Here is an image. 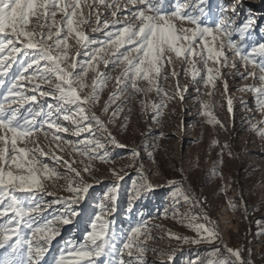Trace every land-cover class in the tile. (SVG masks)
Returning <instances> with one entry per match:
<instances>
[{"label": "rangeland", "instance_id": "1", "mask_svg": "<svg viewBox=\"0 0 264 264\" xmlns=\"http://www.w3.org/2000/svg\"><path fill=\"white\" fill-rule=\"evenodd\" d=\"M116 3L121 7H106L113 4V0H105L104 4H99V0H81V9L78 11L83 13L85 22L78 25L79 30L89 40L98 43L85 48L77 44L73 36L68 40V55L77 58L79 54L78 64H83L89 59L86 52L100 49L92 63L99 73L111 78L99 92L98 101L89 103L86 108L89 116L94 113L99 117L118 144L124 147L108 143L106 133L97 131L95 121H88L95 133V137H92L88 131L78 134L75 124L62 119L58 122L68 131L56 133L62 137L61 141L52 138L55 130L45 128L48 131L47 138L40 132L30 138L35 143L25 141L18 144V147L42 149L43 155L35 153L36 160L40 162L38 166L47 164L49 169L54 170L51 179L42 178L44 192L35 197L41 208L38 214L33 213L36 218L33 228L53 220L59 231V235L48 245L41 264H53L69 241L82 243L95 215H101L110 222L109 232L114 234L117 248H120L124 236L132 226L143 223L145 228L142 232L145 235L139 239L147 249L144 255L146 264H209V261L224 264L228 259L234 260L229 258L225 245L240 249L248 264H264V137L250 127V123L264 127V114L257 110L254 93L241 91L258 81L251 77L241 78L240 73L245 72V68L239 57H235L225 44L224 52L228 62L235 63L236 67H222L223 61L221 65L209 63L211 67H220L221 76L216 80L215 89L205 87L200 82V76L205 75L206 70L198 57L191 58L196 60V67L201 70L194 82L191 75L185 72L184 58L176 59L173 54L172 63L165 64L158 80L162 91L153 89L145 94L128 87L121 92V85L117 84L116 77L121 76L123 65L114 67L111 63L114 59L112 53L116 50L106 43V33L121 27L122 25L113 27V22L123 20L130 11L137 10L139 5L128 4V0H116ZM221 3L229 5L230 16L231 7L236 6L237 25L245 22L249 16H254L256 21L250 38L264 40V0H238V3L237 0H209V6L217 11V18ZM166 6L174 7L172 0H166ZM112 11H116V16L110 14ZM97 15L100 24L96 23ZM104 20L109 22L108 28L103 27ZM56 21L59 27H63V14L58 13ZM43 23V17L39 20L34 17L29 27ZM176 24L180 27L179 21ZM97 27L100 31L93 32L92 29ZM47 30L44 28L42 31ZM55 30L54 28L53 31ZM37 31L41 29L38 28ZM54 40L55 37L48 43L51 45ZM7 55L8 49L0 53V57ZM29 59L30 54L26 56L23 51L8 57L5 63H12V67L4 77L5 83L0 87V93L6 91L12 78L19 74L22 65H26ZM104 60L109 61L107 66ZM173 70L177 74L175 77L171 75ZM75 71H80L79 67ZM32 72L33 69H29L25 75ZM164 75L168 78L164 79ZM94 79H98L97 72L90 70L85 77L88 87L82 94L91 93ZM224 81L228 84L227 93L224 92ZM35 82L40 83L45 91L51 87L38 79ZM55 82L52 81L53 84ZM20 83L29 89L28 95L33 94L30 90L32 82L26 80ZM138 86L147 88V81H138ZM181 89L186 91L181 92ZM114 93L118 98L108 106ZM228 97L233 102L231 114L227 111ZM37 100L45 110L47 104L56 103L51 98L39 95ZM204 103L209 106L206 110L211 111L224 127L209 123V117L202 115L205 111L202 107ZM153 105L162 106L159 114ZM27 106L26 104L25 107ZM117 109L122 111L113 120L112 114ZM85 138H94L105 144L104 149H96L97 155L107 153L104 160L89 158L94 146H87ZM64 141H71V144ZM82 152H87L88 155H83ZM134 152L138 153L135 157ZM31 158L30 154L29 159ZM69 165L80 173L79 177L69 170ZM86 166L90 171H84ZM114 173L122 178L118 179ZM238 178H244L250 184L248 193L241 191ZM80 179L91 187L78 206L79 216L73 218L74 222L69 225L55 222L54 218L62 215L65 209L63 203H56L57 199L70 198L72 193L67 186L70 183L77 186ZM144 181L152 183L155 191L143 192L140 185ZM114 185L118 186V194L117 199L112 202L107 197ZM178 186L182 189L181 192H176ZM137 190L140 191L139 195H135ZM174 192L178 204H174ZM184 192L190 194L193 200L185 202ZM18 195L24 197L29 194ZM196 201H199L198 206ZM101 204L111 211L104 213ZM3 206L0 205V208ZM205 215L209 218L207 222L203 219ZM193 217L196 219H192ZM8 219V216H0V225ZM196 223L214 226L220 239L213 244H193L170 237L171 233L190 239L198 238L197 232L188 226ZM20 230L25 239H32L34 245L43 243L41 233H36L33 237L32 229L27 228L23 222ZM217 247L220 248V253L213 255V249ZM6 255L5 249H0V261ZM114 255L99 258L97 264H106ZM124 259L126 262L129 259L126 253Z\"/></svg>", "mask_w": 264, "mask_h": 264}, {"label": "snow or ice", "instance_id": "2", "mask_svg": "<svg viewBox=\"0 0 264 264\" xmlns=\"http://www.w3.org/2000/svg\"><path fill=\"white\" fill-rule=\"evenodd\" d=\"M105 0H99V4H104ZM238 3V0H237ZM128 4L139 5L135 11H130L123 20H116L115 25H122L115 28L114 31L106 33L107 44L111 45L116 51L112 53L114 59L111 61L114 67L123 65L121 76L116 77V82L121 85L120 91L123 92L131 87L135 92H147L155 89L162 91L158 86V80L161 78V72L165 64H171L173 54L176 59L184 58L186 62V74H190L193 81H197L201 70L196 67V60L192 57H198L202 62L205 75L200 76V82L205 87L211 86L215 89L216 80L221 76L220 67H211L221 65L222 67H236L235 63L229 64L228 57L225 55V44L232 51L235 57H239L245 72H241L242 79L251 77L258 83L246 86L241 91H251L255 95L257 110L264 114V40H252L253 26L256 18L249 16L248 19L236 24V6L231 7L232 15H229V5L221 3L217 11L209 6V0H172L174 7L166 6V0H128ZM91 8V5H88ZM106 7L120 8L121 5L113 0V4ZM81 9V0H0V53L8 49L6 57H0V87L4 86V77L7 76L12 63H7L8 57L13 54H19L22 51L26 56L30 54V59L26 65H22L18 75L12 78L11 84L4 93H0V216H8L9 219L0 225V249H5L7 255L3 257L0 264H41L45 253L48 251V245L59 235V231L54 226V221L49 220L39 227L33 228L36 218L33 213H39L41 204L35 200L38 193L44 192L42 178L51 179L54 170L49 169L47 164L39 167V161L36 160L35 153L42 149H28L18 147L21 142L31 141L35 134L43 132L47 138L48 131L55 130L53 139L61 141L62 137L56 133L67 132L58 121L60 119L69 121L76 125V132L82 133L88 131L92 137V124L89 120L95 121L97 131L106 133L107 142L119 147L115 138L108 131L106 125L96 117L94 113L89 116L86 106L89 103H96L99 99V92L107 81L111 78L104 73H99L92 60L96 58V53L100 49H93L86 52L89 57L83 64H78L77 58L68 55V40L75 36L76 43L88 48L90 45L98 43L89 40L83 31L79 30L78 25L84 23ZM63 14V27L58 26L56 16ZM116 16V11L110 13ZM78 16L80 19H78ZM39 20L44 18L45 23L32 25L29 27L32 18ZM131 17V18H129ZM180 22L177 27L176 22ZM96 23L100 24L99 15ZM109 22L103 21V27L108 28ZM41 31H37V29ZM44 28L48 30L42 31ZM56 29L53 31V29ZM93 32L100 31V28H93ZM54 43L49 44V41ZM234 37H236L234 39ZM19 45V46H18ZM218 45V46H217ZM124 49V51H119ZM55 52V54H53ZM103 59V58H102ZM15 62V61H13ZM43 62V63H42ZM105 66L108 60L103 61ZM79 67L80 71H75ZM29 69H33L32 74L25 75ZM97 72V78L93 81L92 91L89 94H82L88 87L85 83L89 71ZM171 75L177 74L173 70ZM123 77V79H121ZM164 79L168 76L164 75ZM50 84L51 87L45 91L41 84L36 80ZM32 82V95H28L29 89H26L21 81ZM56 82L53 84L52 81ZM138 81H147V88H140ZM179 88V85H177ZM224 92L228 91L227 81L223 83ZM186 89H181V92ZM199 91V89H197ZM37 95L44 98L55 100V105L47 104V110L43 105H39ZM167 95V93H165ZM211 95V93H209ZM114 93L110 97L109 105L117 99ZM181 99L183 96L181 95ZM28 105L25 107V105ZM233 102L231 97L227 100V111L233 113ZM15 105V106H13ZM105 111H107V107ZM159 114V108L162 106L153 105ZM205 111L202 115L209 117L208 122L214 125L221 124L211 111H207L208 104H202ZM122 109H117L112 114L114 120ZM264 123V122H262ZM250 127L264 137V127L259 124H251ZM71 144V141H64ZM84 143L91 148L90 159L104 160L107 153L97 155L96 149H104L105 144L94 138H85ZM59 147V144H58ZM30 154L32 158L29 159ZM88 155L87 152H82ZM138 153H133L137 156ZM59 162V159L58 161ZM67 164L68 162L65 161ZM69 170L75 173L76 177L80 173L69 165ZM84 171H90L85 167ZM118 179L122 178L118 173H114ZM90 184L80 179L77 186L69 184L68 191L72 193L70 198H58L56 203H63L65 209L62 215L55 217V222L69 225L74 222L73 218L79 216V204L84 199V194L88 192ZM143 192L155 191V186L144 181L140 185ZM178 186L176 192H181ZM18 193L29 194L21 197ZM51 195V193H45ZM118 186H113L107 199L114 202L117 199ZM137 190L135 195H139ZM176 193H173L174 204L179 201L175 199ZM183 200L190 202L193 198L187 192L183 194ZM7 202V203H5ZM199 205V201L195 202ZM104 213L110 212V208L100 205ZM27 218V219H25ZM192 219H196L193 217ZM203 219L207 222L208 217ZM27 228L32 229L31 235L35 237L36 233H41L40 239L43 243L33 244L32 239H25L21 232V223ZM193 228L198 238L181 237L170 233V237L176 240H182L184 243L213 244L220 239L219 233L214 226L208 223L189 224ZM110 222L101 215H95L90 221V230L85 234V240L82 243L69 241L67 247L62 250L53 264H97L99 258L112 256L113 259L106 264H146L144 255L146 246L139 239L145 235L142 229L143 223L132 226L124 236L120 248H117L114 234L109 232ZM229 258L224 264H248L238 248L224 246ZM125 253L129 258L127 262L124 259ZM220 253V248L213 249V255ZM209 264H213L209 261ZM215 264H220L216 261Z\"/></svg>", "mask_w": 264, "mask_h": 264}, {"label": "trees", "instance_id": "3", "mask_svg": "<svg viewBox=\"0 0 264 264\" xmlns=\"http://www.w3.org/2000/svg\"><path fill=\"white\" fill-rule=\"evenodd\" d=\"M237 183H239V187H240L241 191H243V193L249 192L250 184L246 183L244 181V178H238Z\"/></svg>", "mask_w": 264, "mask_h": 264}]
</instances>
